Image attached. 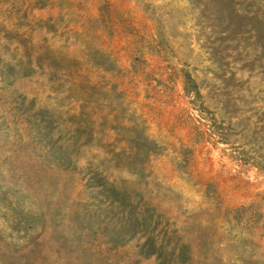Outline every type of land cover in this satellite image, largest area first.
<instances>
[{
	"label": "rangeland",
	"instance_id": "374dc122",
	"mask_svg": "<svg viewBox=\"0 0 264 264\" xmlns=\"http://www.w3.org/2000/svg\"><path fill=\"white\" fill-rule=\"evenodd\" d=\"M0 264H264V0H0Z\"/></svg>",
	"mask_w": 264,
	"mask_h": 264
}]
</instances>
